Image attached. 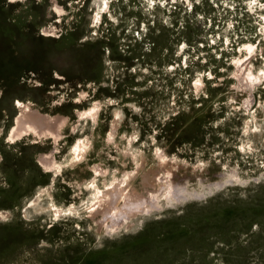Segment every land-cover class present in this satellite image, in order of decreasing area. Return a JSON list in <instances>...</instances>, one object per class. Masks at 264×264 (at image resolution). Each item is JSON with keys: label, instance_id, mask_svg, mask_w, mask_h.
Here are the masks:
<instances>
[{"label": "rangeland", "instance_id": "1", "mask_svg": "<svg viewBox=\"0 0 264 264\" xmlns=\"http://www.w3.org/2000/svg\"><path fill=\"white\" fill-rule=\"evenodd\" d=\"M103 1L57 0L59 15L0 0V264H264V0ZM26 99L67 117L59 142H6ZM95 104L97 122L79 121ZM78 140L90 148L72 168ZM143 160L163 163L158 200L99 230L95 195ZM182 178L184 195L165 196Z\"/></svg>", "mask_w": 264, "mask_h": 264}, {"label": "bare ground", "instance_id": "2", "mask_svg": "<svg viewBox=\"0 0 264 264\" xmlns=\"http://www.w3.org/2000/svg\"><path fill=\"white\" fill-rule=\"evenodd\" d=\"M107 1L108 0L103 1L100 8L101 10L104 11L108 9L109 3ZM51 2L56 12L61 15L62 10L57 0H51ZM100 17L101 12H98L94 23H98ZM43 32L51 36L54 30L46 27ZM15 103L18 108V113L12 119V125L6 132V142L18 144L27 137H34L36 140L40 141L51 140L53 143H57L62 139V130L66 127L67 117L60 114L50 115L45 113L41 111L40 107L31 99L23 101L17 100ZM98 107L99 105L95 104L85 111L76 110L79 121L97 122ZM120 119V113L116 111L112 116V127L106 136L108 141L113 140L114 135L118 131ZM72 131L75 132L76 128L74 127ZM3 135L4 132L0 129V138ZM89 148V142L78 140L72 148L67 165L74 168L77 164L82 162L86 158ZM53 152L52 150L51 153ZM35 159L39 167L48 173L58 174V172L62 170V165L59 164L51 154H37ZM145 162L146 161L143 160L142 163L138 164L136 172H132L121 179L115 178L111 184L105 185L104 190L99 191L95 195L94 200L90 204L89 217L97 220L99 230L103 229L105 225V230L111 227L112 230L117 232L123 227L126 220L129 221L130 219H134L143 212L147 206V201H153L152 204L154 205L156 200H158L156 198H158L159 192L165 187L164 182H166V177H162L160 174L161 169H163L161 167L163 163L160 162L158 167L149 165L142 170V167L145 166ZM94 171L97 175L105 172L100 166L94 167ZM137 173L141 175L139 179L141 182L138 186L134 184ZM178 180L167 182L168 187L164 192L165 196L179 200L184 195L186 192L184 178H182L181 181ZM41 194L42 189L38 195L30 201L31 206L36 204ZM194 194L198 195L196 192H194ZM52 208L55 212V216L59 217L62 213V209L56 205H52ZM9 215V213L0 212V221L9 220Z\"/></svg>", "mask_w": 264, "mask_h": 264}]
</instances>
